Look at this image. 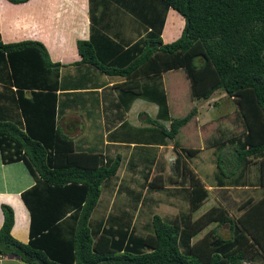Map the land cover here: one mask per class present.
<instances>
[{
  "label": "trees",
  "instance_id": "1",
  "mask_svg": "<svg viewBox=\"0 0 264 264\" xmlns=\"http://www.w3.org/2000/svg\"><path fill=\"white\" fill-rule=\"evenodd\" d=\"M88 6L90 35L86 40H77L81 58L76 64L93 66L106 75L124 78L115 85L119 92L115 106L123 108L122 114L139 97L157 106L156 115L146 119L152 126L134 129L123 121L120 129L126 125L138 132L134 137L122 139L136 140L140 147L164 145L175 139L196 108L173 119L164 89L160 85L142 89L141 84L145 78L159 76L163 71L184 69L192 100H207L220 90L235 105L243 135L233 138V148L228 146L232 153L225 156L236 160V166L230 165L236 171L241 169L236 181L224 182L219 175L225 173L223 165L228 160L219 153L215 186L223 191L233 185L239 187V179L249 173L251 165L257 164L258 157H264V0H88ZM111 6L130 13L143 29L138 31V39L133 43L124 41L118 33L113 34L106 13ZM168 9L178 12L184 22L180 25V35L164 43L161 34ZM4 52L31 54L39 65V70H35L39 81L30 84L26 74L22 80L15 76L20 74L21 65L28 67L30 58L18 63L14 81L23 88L27 85L36 88L37 97L51 99L40 98L38 101L44 106L38 103L36 111L33 106L28 107L29 111L25 109L28 99L21 106L25 119H35L40 124L38 136L32 135L33 129L23 130L11 121L0 120L2 160L22 159L34 178V184L21 192L30 216L29 240L21 242L12 235L14 211L3 204L0 256L13 255L25 264H264V195L241 202L237 206L238 215H231L225 205L218 204L194 218L209 196L206 185L188 162L199 148H178L172 164L174 175L170 182H176L180 176L188 177V187L163 188L162 175L149 180L150 168L144 167L143 174L130 181L136 182V186L123 190L125 200L118 195V203L114 205L117 208L113 206V210L97 214L102 188L116 177L122 163L121 154L78 151L71 138L63 134L57 119L64 109L61 111L55 94L60 87L61 65L50 61L40 42L0 41V55L4 56ZM43 87L53 91L45 94ZM215 103L218 102L213 100ZM227 139L221 133L210 145L224 147ZM133 160L131 155L127 162L130 169L135 167ZM260 164L259 182L264 186L262 158ZM145 187L147 193L186 192L189 213H179L169 221L155 213L146 222L149 232L139 234L134 212L138 203L147 200ZM126 200L128 209L123 205L118 207ZM224 224L231 231L228 238L217 232ZM210 225L213 227L195 239Z\"/></svg>",
  "mask_w": 264,
  "mask_h": 264
},
{
  "label": "crops",
  "instance_id": "2",
  "mask_svg": "<svg viewBox=\"0 0 264 264\" xmlns=\"http://www.w3.org/2000/svg\"><path fill=\"white\" fill-rule=\"evenodd\" d=\"M88 8V0H26L21 3L11 0H0V41L2 43H15L24 40L40 42L46 49L50 61L61 65L59 78L60 87L57 91L55 90V94L57 104H59L61 111L64 109V112L58 117L57 124L63 134L71 138L78 151L105 153L110 156H115V154L121 153L120 148L123 147L126 149L124 153H142L143 151H135V148L141 146L136 140L122 139V137L119 136L121 133L119 126L121 120L127 118V113L139 105L138 108H141L140 111L145 114V117L141 123L132 124V127L134 129L137 127H146L148 124L146 121L147 117H154L156 115L155 113L154 116H150L147 112L143 111V109L149 108L148 105H143L144 102L151 101L144 97L135 98L132 100L128 110L122 114L120 109L123 108L115 106L118 102L117 95L119 93L115 85L122 82L124 78L106 75L93 66L76 64L81 58L77 50V40H86L90 35ZM106 13L108 15V21L110 20L112 23L111 29L114 32L113 34L118 33L121 35L120 38L131 43L138 39V35L140 34L138 31H142L143 29L133 19L130 13L124 11L122 8L117 9L113 6L108 7ZM183 22V17L178 12L174 9H168L161 34L164 43L170 42L180 35L182 28L180 25H183ZM29 58L30 60L27 61ZM20 61H27L30 63L27 68H25L24 65L18 68V66H20V64H18ZM38 66L35 58L29 53L23 55L20 53L8 55L4 52V56L0 55V120L11 121L17 126H20L23 130L26 128L29 130L33 129V136L39 135L38 131L41 129L40 124H36L37 121H35V119L24 118V111L21 108V106L24 105L23 101L29 100L25 109L27 108L29 111L28 107L32 109L33 106V109L36 111V109H39L36 108L38 103L39 105H43V103L38 101L40 98H44L45 100L51 98L46 96V98L43 96L37 97V95L34 94L36 92L34 89L36 88H32L30 85L25 86L26 88L20 87L21 85L14 81L13 74L14 69L16 71L18 68L20 74L15 75L16 77L22 80V76L26 74L25 77H30V82H32L30 84H35L39 81L38 76L35 74V70H39ZM165 72L167 71L161 72L159 76H154L157 78L156 80L153 79L154 77L145 78L141 84L142 89L147 85L150 87H158V85H160L167 95L163 82V75ZM37 73H39V71ZM75 77H79L80 80L75 81ZM63 79L65 82L62 83ZM46 89L48 88L43 87L42 89L45 94L53 91ZM77 92L85 94V98L82 99L85 104L80 108L77 107L79 105L77 103L74 108H70L75 102L74 94ZM48 101L50 102V100ZM44 102L46 105V101ZM64 103L68 104L64 105ZM154 104L156 105V103ZM167 104L169 106L168 95ZM81 111H83V113H80ZM127 129L131 130L129 127H127ZM241 134L237 136H228L229 138L227 137L228 139L225 140L226 146H229L230 149L233 148V138L239 137ZM176 142L179 143L175 137L174 140H168L164 145H144L145 147H141L148 149L152 153V162H150L149 165V180L160 173L163 179V188L167 189L188 187L189 185L188 177L180 176L179 179L177 178L178 180L176 182H170V177L174 174L168 175L167 173L170 162L173 163L175 159L170 153L168 154V148H171L174 153H177L178 148L186 147L180 143L178 144L179 146H176ZM209 147L211 146H207V148ZM161 153H164V159H161L160 162L158 159ZM140 157L141 155L139 154L138 158L133 160L135 167L130 169L127 164L130 155L127 156V160L124 161L123 164L121 163L122 167L118 169L116 177H113L112 180L103 186L100 196L101 204L99 205H102L104 210L107 209L109 203L112 205V202H115L118 195L125 200L126 195L123 190L126 192L128 188H134L136 186V182L130 183V181L135 179V177L138 179L139 176L143 174L142 169L145 167V164ZM191 168L206 185L209 196L212 190L214 192L223 190L217 186H213L211 183H206L196 169L194 167ZM157 169H160V172H158ZM125 172L127 174L126 177H124ZM125 181H129L128 184L124 185L123 183ZM138 181L140 182V180ZM33 184L34 178L22 159L14 162H4L0 152V227L3 223L1 206L6 204L12 207L14 211V223L11 233L21 242H27L30 237V216L28 209L22 201L21 192ZM121 189L122 192L118 193L117 191H121ZM144 189L146 190L145 197H148L147 205L152 207L155 204L151 202L150 195L158 191H150L149 196H146L147 187ZM224 190L228 192L224 200L222 199L225 203L216 198L218 203H211L209 208L213 205L221 204L227 206L229 210V205L236 206L237 208V206L244 201L239 202L234 197L228 196V194L230 195L229 190H231V187ZM106 192H108V201L104 200ZM164 193L170 195L169 199L174 201L168 202V199L165 203H169L170 205L177 204L178 202L188 204L187 200H184L185 196H181L180 200L174 198L173 195H178L179 193ZM119 204L126 206L127 209L129 208V202H127V200L125 203ZM140 205L141 203H138L137 207H140ZM201 206L194 213V218L209 209L206 208L202 210ZM179 213L178 211L174 217L179 215ZM209 227H213V225ZM202 236L203 234L199 233L196 237L200 238ZM0 264L25 263L18 260L17 257L9 255L0 256Z\"/></svg>",
  "mask_w": 264,
  "mask_h": 264
},
{
  "label": "rangeland",
  "instance_id": "3",
  "mask_svg": "<svg viewBox=\"0 0 264 264\" xmlns=\"http://www.w3.org/2000/svg\"><path fill=\"white\" fill-rule=\"evenodd\" d=\"M107 79V78H106ZM75 81H79V77H75ZM65 82V80H62V83ZM163 82L164 87L167 91L168 95V101H169V107H170V116L171 118H179L184 116L185 114L189 113L191 109L196 108V113L194 116L190 119L187 124L180 127L179 132L176 136V140L179 141V143L183 146L190 147V148H202L200 149L196 155L189 158V164L191 167H194L196 171L200 174L202 179L206 183H211L213 186L216 185V182L218 181V169L216 166V155L219 153H223V157L228 160L226 165H223V168L225 169L224 174H220L219 177L229 184L233 180L236 181L237 173L241 169H234L233 166H230L231 164H235L236 160L233 159V161L229 157L225 156V153H232L231 150L228 149V146L222 147L220 144H215L214 146L210 145V142L219 137L221 133H224L226 137L230 135H240L242 133L241 131V125L237 119L236 112H235V105L233 101L229 100L225 95L223 91L218 90L216 94L214 93L211 98L207 100H192L190 97V83L189 79L187 78L185 74L184 69H177V70H171L167 71L163 75ZM75 102L70 108H74L76 104L79 105L77 107H83L85 103L82 101L83 98H85V94H81L79 92L75 93ZM220 102H219V100ZM213 100L217 101L218 103L213 104ZM143 105H148V109H143V111L147 112L150 116H154V114L157 112V106L154 103L151 102H144ZM139 106V105H138ZM132 109L127 113V118L122 119L121 123L123 121H127L126 124L130 125L132 127V124L135 123H141V121L144 119L145 114L142 113L140 110L141 108ZM79 108V109H80ZM152 108V109H150ZM78 109V110H79ZM80 113H83L81 111ZM169 122H166V125L168 126ZM147 126H152L151 124H147ZM135 132H138L137 130H129L127 129V126H122L121 133L119 136L121 137H134ZM243 134H241L242 136ZM229 138V137H228ZM137 139V138H136ZM207 146H211L207 148ZM168 148V147H167ZM169 152L173 157H175V154L171 148H168ZM126 151L125 148H120V154L122 157V164L124 161L127 160V156L133 155V157L136 159L138 158L140 153H124ZM135 151H143V155L140 157L143 163L145 164V167H148L150 165V159L152 156V153L145 148H135ZM155 151V149H154ZM154 157V155H153ZM152 157V158H153ZM172 157V158H173ZM261 158L264 160V157H258L257 164L251 165L249 173H245V176H243L241 179H239V187H235L233 185L231 187V190H229L230 195L229 197H234L239 202L249 198L253 197L255 200H257L259 197H261L264 193V186L260 185V177H261V167H260V160ZM161 159H164V153H161L159 157V161L161 162ZM122 164L120 168L122 167ZM172 162H170V165L167 168L168 175L174 174V170L172 168ZM236 166V164H235ZM232 167V168H231ZM158 172H160V169H157ZM232 170V172H231ZM264 172V168H263ZM160 174V173H158ZM164 174V173H163ZM126 172L124 173V177H126ZM234 182V181H233ZM232 182V183H233ZM245 183H248V185L243 186ZM169 192H175V190H168ZM166 191H160V192H153L151 197V202L154 203L152 207H149L147 204V200L143 202L140 207L134 212L135 218L134 223L138 230L139 234H145L146 232H149V226L146 223L147 220L153 215L158 214L161 217L164 218V220L167 219H173L175 214L179 211L180 214H186L189 213V203H183L178 202L177 204L170 205L169 203H165L168 201L170 195L165 194ZM178 195H173L174 198H177L180 200L181 196H185L184 200H187L188 202V196L186 192L182 191ZM226 191L223 190H217L211 192V195L207 198V200L203 203L201 206V209L204 210L206 208H209L210 204H216L218 201H222L225 203L224 198L227 196ZM108 192L104 195V200L107 199ZM146 196H149V193H146ZM153 196V197H152ZM148 199V197L146 198ZM223 199V200H222ZM173 200L169 199L168 202H171ZM217 201V202H215ZM147 202V203H146ZM174 202V201H173ZM118 203L113 201L112 205L109 203V206L107 209L104 210V207L101 205L99 207V211L97 214L108 211L111 209L113 210V206ZM122 203H125L123 201ZM238 203V202H237ZM229 205V204H227ZM121 204H118V207H120ZM110 207V209H109ZM227 207V206H226ZM114 208H117L114 206ZM96 212H94L95 214ZM229 213L238 215L240 212L237 210L236 206L229 205ZM166 217V218H165ZM169 221V220H168ZM150 222V221H149ZM148 222V223H149ZM214 225V224H213ZM143 226V228H142ZM146 226V228H145ZM210 229L208 226L206 229H204L200 234H204ZM217 232L221 234L223 237L228 238L231 235V231L227 224L220 225L217 228ZM197 238V237H195ZM250 264V263H246Z\"/></svg>",
  "mask_w": 264,
  "mask_h": 264
}]
</instances>
